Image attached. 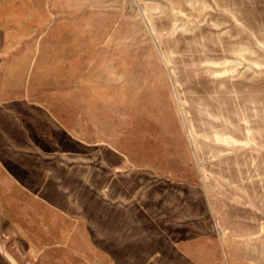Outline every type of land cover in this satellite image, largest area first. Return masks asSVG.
Returning a JSON list of instances; mask_svg holds the SVG:
<instances>
[{
  "label": "rangeland",
  "instance_id": "1",
  "mask_svg": "<svg viewBox=\"0 0 264 264\" xmlns=\"http://www.w3.org/2000/svg\"><path fill=\"white\" fill-rule=\"evenodd\" d=\"M0 264H264V0H0Z\"/></svg>",
  "mask_w": 264,
  "mask_h": 264
}]
</instances>
